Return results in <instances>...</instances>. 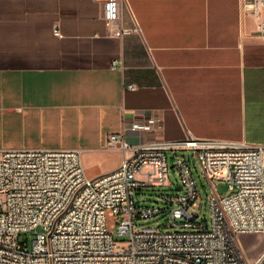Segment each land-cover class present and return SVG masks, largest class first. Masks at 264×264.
<instances>
[{"label": "crops", "instance_id": "1", "mask_svg": "<svg viewBox=\"0 0 264 264\" xmlns=\"http://www.w3.org/2000/svg\"><path fill=\"white\" fill-rule=\"evenodd\" d=\"M259 20L264 6L253 15L245 0H120L131 31L116 37L98 0H0V151L77 148L101 163L83 165L96 177L123 157L107 136L149 115L161 132H126L131 144L190 134L264 146ZM238 240L248 262L262 256L264 234Z\"/></svg>", "mask_w": 264, "mask_h": 264}, {"label": "built area", "instance_id": "2", "mask_svg": "<svg viewBox=\"0 0 264 264\" xmlns=\"http://www.w3.org/2000/svg\"><path fill=\"white\" fill-rule=\"evenodd\" d=\"M98 1L108 36L131 31L119 25L120 0ZM245 4L254 15L264 0ZM255 26L264 36V21ZM161 130L160 117L149 115L109 134L107 145L123 157L96 177L85 173L77 148L1 150L0 264H260L264 252L248 262L238 236L264 234V146L190 134L136 144L126 137ZM194 160L210 186L208 221L191 209L201 197ZM214 181L228 191L217 193ZM156 186L170 188L158 195L161 204L136 197L142 187ZM160 215L165 228L139 227Z\"/></svg>", "mask_w": 264, "mask_h": 264}, {"label": "rangeland", "instance_id": "3", "mask_svg": "<svg viewBox=\"0 0 264 264\" xmlns=\"http://www.w3.org/2000/svg\"><path fill=\"white\" fill-rule=\"evenodd\" d=\"M170 154L171 152L167 153L169 167L171 166ZM82 162L85 167L87 165H92V164L97 165L96 166L97 168L101 167V163L97 159H94L89 152H83ZM193 165H194V168H193L194 176L198 182L201 197H199L195 201L191 209L200 211L201 216L202 217L205 216L206 220L208 221V207L206 204V196L210 192V186L207 180L205 179V177L200 173L199 168H198V163L195 160L193 161ZM169 176L171 180L173 181L172 187H176L177 186V176L171 169H170ZM213 184H214L215 190L219 194H225L228 191V185L224 182L214 181ZM168 189L170 188L165 187V186L142 187L140 191L138 192V194L136 195V197H138V199L140 200H143V203L147 205L161 204V201L158 200V195L165 191H168ZM200 201H202L201 209L198 208V203ZM165 222H166L165 216L160 215V216L154 217L146 221H141L139 223V227H150V228H161L162 229V228H165L164 226ZM22 238L23 236H21V239ZM114 238L117 241L126 239L124 236H121V237L115 236Z\"/></svg>", "mask_w": 264, "mask_h": 264}, {"label": "water", "instance_id": "4", "mask_svg": "<svg viewBox=\"0 0 264 264\" xmlns=\"http://www.w3.org/2000/svg\"><path fill=\"white\" fill-rule=\"evenodd\" d=\"M245 2H246V3H249V2H251V0H246Z\"/></svg>", "mask_w": 264, "mask_h": 264}]
</instances>
